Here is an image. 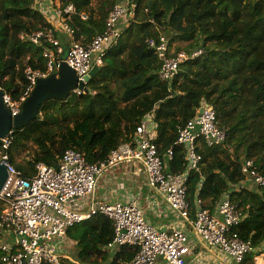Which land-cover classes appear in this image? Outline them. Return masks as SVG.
Returning a JSON list of instances; mask_svg holds the SVG:
<instances>
[{"label":"trees","instance_id":"obj_1","mask_svg":"<svg viewBox=\"0 0 264 264\" xmlns=\"http://www.w3.org/2000/svg\"><path fill=\"white\" fill-rule=\"evenodd\" d=\"M123 0H55L53 10L73 5L75 13L60 18L73 31V42L87 46L105 31L110 11ZM135 17L120 39L107 49L101 72L82 95L50 97L28 127L13 131L9 154L24 177H33L40 163L57 167L68 149L98 164L122 144L132 143L138 126L152 115L154 143L165 157L174 148L167 171L187 169L185 150L176 145L178 129L193 119L203 105L215 110L220 127L227 130L224 145L208 147L200 142L202 161L189 172L188 200L194 218L198 197L214 210L231 186V194L245 215L236 229L251 241L255 257L264 259V187L242 172L253 160L264 176V0H131ZM41 0H0V78L14 100L27 93V69L46 72L44 50L30 36L54 26ZM87 19H82V15ZM169 38L176 53L202 50L196 60L181 65L171 82L160 79L161 62L148 40ZM21 36L24 39H21ZM180 45V46H179ZM183 45V46H181ZM55 51V50H54ZM4 210L0 201V216ZM76 254L62 264H128L138 249L109 250L114 237L110 220L96 215L69 229ZM0 250V264L3 256Z\"/></svg>","mask_w":264,"mask_h":264},{"label":"built area","instance_id":"obj_2","mask_svg":"<svg viewBox=\"0 0 264 264\" xmlns=\"http://www.w3.org/2000/svg\"><path fill=\"white\" fill-rule=\"evenodd\" d=\"M51 4L55 0H47ZM136 4L123 0L110 11L104 33L94 38L87 46L72 43L65 51L54 38V30L38 32L30 36V41L41 46L47 41L56 51L44 50L47 59V71L39 72L28 68L29 82L27 93L14 100L1 85L3 103L12 117L22 112L23 104L33 92L40 79H46L57 73L63 64L73 70L77 76L78 87L75 94L85 93L80 84L87 86L86 77L94 66L101 67L107 49L120 39L122 31L135 17ZM61 18L64 14L75 13L73 5L63 11L57 10ZM86 20L87 16L82 15ZM124 27V29H123ZM62 28L70 36L74 31L62 22ZM21 39H24L21 36ZM150 48L154 49L161 62L160 79L171 82L179 74L181 65L196 60L202 50L190 54L173 49L169 38L161 35L158 40L150 38ZM13 132L1 139L0 166L7 169V179L0 192V201L4 210L0 216V250L4 253L2 264H62L69 256L63 251L66 232L79 223L90 220L96 215L106 216L113 225L114 237L109 250L122 247L137 248L138 251L128 264H192L188 257L192 245L187 234L180 230H157L145 219L138 202H118L115 204L92 203L88 212L75 206L96 191L99 178L109 169L123 163L139 162L148 175L149 188L163 197L168 205L186 222L192 225L195 236L210 250L222 254L224 264H247L255 248L251 241L244 240L236 232L242 225L245 215L232 201L231 194L238 188L231 186L214 210L206 207V202L196 198L194 218L188 200L189 172L196 170L202 161L198 152L200 142L208 147L224 145L227 130L220 127L214 109L203 105L197 115L178 129L176 145L185 150L187 169L183 173L167 171L166 161L174 158V148L168 150L165 157L160 154L154 143L156 124L154 117H145L138 126L132 143L121 145L107 160L98 164L87 163L85 157L76 149H68L55 168L44 163L36 167V174L29 178L11 162L9 154ZM242 172L259 187H264V176L254 166L253 160H247ZM254 264H264L261 257L254 258Z\"/></svg>","mask_w":264,"mask_h":264},{"label":"crops","instance_id":"obj_3","mask_svg":"<svg viewBox=\"0 0 264 264\" xmlns=\"http://www.w3.org/2000/svg\"><path fill=\"white\" fill-rule=\"evenodd\" d=\"M41 6L54 26V38L65 51L69 50L73 43V36L63 31L62 21L56 13L57 10L50 8L47 0H41ZM67 71L65 69L47 77H52L47 89L48 96L63 98L75 92L74 74ZM130 201L138 202L144 212L146 221L155 229L168 232L180 230L188 235L190 243L193 246L191 254L188 257V260L192 264H224L220 260L222 254L217 250L207 248L195 236L192 225L184 221L162 196L149 188L148 175L139 162L123 163L106 171L99 178L93 196L79 201L75 208L88 212L92 203L115 204ZM67 232L63 240V251L69 256V260L73 261V256L70 257L69 254H71V249H76V243L68 238ZM117 250L119 249H114L113 251L116 252ZM228 264L234 263L230 261Z\"/></svg>","mask_w":264,"mask_h":264},{"label":"water","instance_id":"obj_4","mask_svg":"<svg viewBox=\"0 0 264 264\" xmlns=\"http://www.w3.org/2000/svg\"><path fill=\"white\" fill-rule=\"evenodd\" d=\"M68 70L74 74L75 85L78 87V80L75 72L69 69L65 64L62 65L60 71ZM101 72V69L97 66H94L89 76L86 77L87 84L89 81L97 74ZM52 77L46 79H40L34 88L31 95L27 98L26 102L23 104L22 112L16 117H12L10 111L6 108L2 99V92H0V144L1 139L6 137L10 132L15 130H22L28 127L35 119L38 117L40 108L46 99L52 97L47 95V89ZM80 89H83L85 92L88 91L87 86L83 84L79 85ZM69 95V94H68ZM68 95L64 96L66 98ZM54 96V95H53ZM6 108L7 112H4L3 109ZM8 173L5 166H0V192L4 186V183L7 179Z\"/></svg>","mask_w":264,"mask_h":264},{"label":"rangeland","instance_id":"obj_5","mask_svg":"<svg viewBox=\"0 0 264 264\" xmlns=\"http://www.w3.org/2000/svg\"><path fill=\"white\" fill-rule=\"evenodd\" d=\"M93 5L96 7V6L98 5V0H93ZM177 46H178L177 43H176L175 45H173V49H174L175 51H176ZM179 46H180V45H179ZM181 46H183V45H181ZM67 72H69V71H67ZM69 73L73 74L72 72H69ZM3 111H4V112H7V109L4 108ZM75 254H76V249H71V254H69L70 257L73 256L72 258H74ZM68 260H69V259H68Z\"/></svg>","mask_w":264,"mask_h":264}]
</instances>
